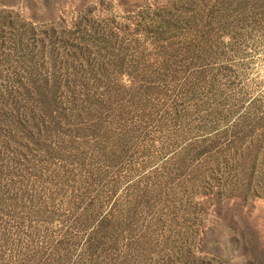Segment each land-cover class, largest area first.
<instances>
[{"label": "rangeland", "instance_id": "obj_1", "mask_svg": "<svg viewBox=\"0 0 264 264\" xmlns=\"http://www.w3.org/2000/svg\"><path fill=\"white\" fill-rule=\"evenodd\" d=\"M177 4L191 9L180 54L201 36L209 44V80L190 86L206 88L209 107L188 117L209 133L192 135L176 188L162 174L178 168L142 167L143 148L132 164L135 137L118 120L130 119L127 99L146 74L145 60L125 62L120 51L151 52L149 15ZM81 51H100L94 76L108 82L74 74L73 59L67 78L54 77L52 58ZM51 75L59 90L45 83ZM240 90L264 106V0H0V264H264V186L243 197L209 168L213 108ZM127 191L137 209L122 205L104 224Z\"/></svg>", "mask_w": 264, "mask_h": 264}, {"label": "trees", "instance_id": "obj_2", "mask_svg": "<svg viewBox=\"0 0 264 264\" xmlns=\"http://www.w3.org/2000/svg\"><path fill=\"white\" fill-rule=\"evenodd\" d=\"M207 7H209V3L205 5V8ZM190 10L186 9L183 4H177L171 11L167 9L161 15H157L155 12L149 15L147 20L150 25V35L154 40V48L151 52L142 53L140 50L136 54L127 52L124 56L123 51H120L125 62L127 60H145L143 67H145L146 74L141 76L142 85L130 97L129 101L127 99L126 108L128 109V105L130 106L128 109L130 119L124 121V117H121L118 120L119 126H124L130 140L131 137H135L131 140L133 165H137L136 156L140 152L139 150L143 148L145 150L143 155L147 159L141 163L142 167L148 168L152 163L153 166L159 167L160 171H169L168 167L172 169L182 167L178 163L180 157L194 151L192 150L193 145L188 144L189 141H193L192 135L195 132L202 133V135L209 133V128L201 131L197 124L193 123L190 118L188 119L192 107L194 114L201 113L203 107H209V98L202 94L206 88H193L195 84L204 85V82L209 80L207 76V70H209L208 42L201 39V36L199 40L194 42L197 47L191 52L189 50L182 51L185 56L180 54L178 50L183 45L180 41H183L185 36L188 37L184 30L187 29L186 25L188 26V23L191 22V16L188 15ZM86 31L76 29L74 32L75 35L79 36ZM102 44L93 43V48H101ZM108 46L114 47L112 44H108ZM113 50L117 51L118 48L114 47ZM57 58H52L58 63V66L51 68V70L54 77L59 76L58 79L67 78V73L71 71L69 69L70 61L73 59L72 72L74 74L91 71L88 74L98 84L100 81L108 82L107 78L101 74L94 76L97 64L102 58L100 51L89 55H84L81 51L80 57H71V55L66 54L57 55ZM199 71L204 72V74H198ZM45 80L46 84H54L59 90V80L53 79L52 75ZM81 88L83 89L82 93L88 92L85 85L81 84ZM107 88L110 87H103L102 89ZM196 90L201 91V93H196ZM240 93L241 99L231 103L228 108H226V103L222 105L221 102L216 104L217 109L213 108L215 118H218L214 122L218 126L215 129L218 132H215L214 138L209 139L208 155L213 165L209 168H212L211 173L216 172V176L221 182L223 176L235 179L240 184L238 188L242 190L243 197L245 193H247L246 197H249L253 193L256 194V186H264V106L263 103H259L261 98L249 103L251 95L242 96L241 90ZM67 102H71L70 107L72 108L69 107L68 110L64 111L66 112L64 118L62 114L60 115V122L57 125H63V122L69 119V114L78 105L76 99L67 100ZM120 127L115 128V130L121 132ZM192 162L190 159L188 166ZM180 169L169 171L171 174H162L165 176L162 178L169 180V186L177 188ZM106 170L110 171L111 168L106 167ZM111 171L118 173L119 168L117 171L116 169ZM131 178L129 175V180ZM127 192L125 197L121 198L119 208L118 206L114 208L113 212L103 219L105 220L103 221L104 224L122 212V205L126 208L137 209L140 202L138 196L137 199H134L135 196L130 195L131 192ZM234 196L237 197V195ZM114 198L112 195L109 200L112 201ZM95 241L96 238L95 240L92 238L89 244Z\"/></svg>", "mask_w": 264, "mask_h": 264}]
</instances>
